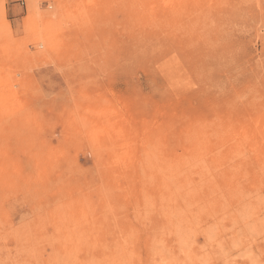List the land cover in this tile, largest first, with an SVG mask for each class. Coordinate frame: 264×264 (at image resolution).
I'll use <instances>...</instances> for the list:
<instances>
[{
	"label": "rangeland",
	"instance_id": "1",
	"mask_svg": "<svg viewBox=\"0 0 264 264\" xmlns=\"http://www.w3.org/2000/svg\"><path fill=\"white\" fill-rule=\"evenodd\" d=\"M0 264H264V0H0Z\"/></svg>",
	"mask_w": 264,
	"mask_h": 264
}]
</instances>
